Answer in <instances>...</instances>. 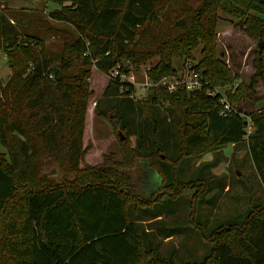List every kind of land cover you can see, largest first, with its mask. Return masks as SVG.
Instances as JSON below:
<instances>
[{"label":"trees","instance_id":"obj_1","mask_svg":"<svg viewBox=\"0 0 264 264\" xmlns=\"http://www.w3.org/2000/svg\"><path fill=\"white\" fill-rule=\"evenodd\" d=\"M50 1L59 7L49 13L50 20L75 34L57 57L44 52L39 34L29 33L28 21L16 17L12 24L0 10V51L10 71L7 80L0 78V147L5 151L0 153V256L2 226L23 237L22 247L6 244L4 255H12L15 264H174L145 246L138 223L161 215L129 216L130 209L157 204L162 177L159 187L145 195L143 170L136 175L135 165L121 170L105 159L79 167L86 154L90 68L105 76L116 66L126 73L130 67L149 68L152 82L186 66L196 70L207 82L200 93L153 88L140 103L131 97L133 86L109 79L102 99H125L124 105L112 106L120 108L121 116L135 107L150 111L166 106L177 113L180 155L207 144L245 143L264 189V107L248 115L236 109L248 98L254 80L247 86L239 82L217 52L222 20L236 22L263 42L264 5L256 0ZM261 54L253 63L254 79L262 81ZM221 87H226L222 94L205 93ZM222 98L234 109L231 113L221 114ZM97 108L98 102L95 114L102 116ZM119 126L127 132L121 119ZM148 129L147 135L138 131L133 152L149 160L163 154L167 144L156 121ZM178 161L180 157L174 163ZM158 169L171 178L164 164L158 163ZM245 218L241 227H220L211 236L201 232L211 250L203 261L185 264H264V200L252 205Z\"/></svg>","mask_w":264,"mask_h":264},{"label":"rangeland","instance_id":"obj_2","mask_svg":"<svg viewBox=\"0 0 264 264\" xmlns=\"http://www.w3.org/2000/svg\"><path fill=\"white\" fill-rule=\"evenodd\" d=\"M58 8L50 0H1L0 3V10L13 19L10 20L12 24L16 17L24 22L28 21L29 33L39 34L42 40L40 46L44 52L54 57L61 55L75 40V34L69 26L54 22L48 17L51 11ZM259 42L261 41L255 34L240 30L236 22L219 21L218 54L239 77V82L247 86L254 80L248 98L235 107L244 115L264 107V79L262 81L254 79L253 62L257 53L261 52L264 75V47L259 51ZM9 75L5 56L0 51V78L5 81ZM107 83L105 75L93 67L90 68L88 87L92 94L87 100L83 135V148L86 149V154L79 167L97 166L105 159H109L107 163L114 164L121 170L135 165V174L142 175V165L148 163L149 169H154L156 174L162 177L161 187L156 191L157 204L138 211L130 209V218L141 220L160 214L162 222L168 223L162 231L170 230L174 233L170 243L160 245L162 257L175 264L203 261L210 252L211 243L201 240L198 231L211 236L220 227L226 228L231 225L241 227L251 206L264 200V189L255 173L246 144L239 146L207 144L200 150L180 155L181 136L174 129L177 113L172 114L166 106L159 109L151 108L150 111L135 107L121 116L120 108L112 110V106L124 105L126 100L118 98L111 101L103 100L102 94ZM225 90L226 87L217 88L220 93H224ZM144 98L145 96L137 95L134 102L142 103ZM97 102V109L102 114L99 117L94 110ZM120 119L128 126L127 132L120 129ZM153 120L161 127L158 133L165 139L167 148L163 150L164 155L152 156L148 160L143 155L138 156L133 149L138 131L142 130L147 135L150 131L148 125ZM119 134L123 140H120ZM3 152L5 151L0 147V153ZM177 157H180V161L174 163ZM158 163L164 164L171 178L166 176L164 178L158 169ZM156 178L154 175L146 178L142 176L146 190L141 192L145 195L154 192L159 187V180ZM12 222L10 220L6 224ZM18 226L15 225L14 229ZM6 229L1 226L3 252L0 262L8 260L7 264H15L12 255H4L9 248L6 244L22 247L21 243L24 242L20 243L19 239L23 237L15 232L10 234ZM190 236L192 237L189 238Z\"/></svg>","mask_w":264,"mask_h":264},{"label":"built area","instance_id":"obj_3","mask_svg":"<svg viewBox=\"0 0 264 264\" xmlns=\"http://www.w3.org/2000/svg\"><path fill=\"white\" fill-rule=\"evenodd\" d=\"M132 67L129 68L128 72H122L120 66L113 68L109 75L106 76L107 79L118 80L122 83H127L133 86L135 92L131 95L132 98H135L137 95L144 96L146 92L153 88H163L169 92H175L178 88H183L187 92H197L200 93L204 90L207 82L202 79L200 74L191 68L186 66L180 70L176 75L163 77L157 82H152L147 73L149 68H142L138 71H133ZM206 95H213L220 93L217 90L206 91ZM222 94V93H221ZM220 103L222 104V115L226 113H231L234 110L225 99H221ZM251 133V124L248 122L246 135L248 136Z\"/></svg>","mask_w":264,"mask_h":264},{"label":"crops","instance_id":"obj_4","mask_svg":"<svg viewBox=\"0 0 264 264\" xmlns=\"http://www.w3.org/2000/svg\"><path fill=\"white\" fill-rule=\"evenodd\" d=\"M145 166L147 167V169ZM141 169L143 170V175H142L143 177L146 178V177H151L154 175L157 177L156 179L159 180V177L156 174V172L153 171L152 169H149L148 163H143ZM145 190L146 189L144 188L143 191L145 192ZM143 194H145V193H143ZM138 223H140V225H141V227L145 233V236H144L145 246L147 248H150V249H155L157 251V253L162 257V253L159 251V249L162 250L160 245L170 243L173 240L172 237L174 236L172 233H170L171 232L170 230L162 231V229L165 228L164 226H167L168 223L162 222V216L157 217L155 219L147 218L144 221H140ZM168 229H171V228H168ZM198 232L201 234V231H198ZM191 237L192 236H190L189 238H191ZM198 237L201 240L207 241L204 238H202V236H200V235ZM189 238H187V239H189ZM207 242H209V241H207ZM209 243H211V242H209ZM211 247H212V243H211ZM162 258H164V257H162ZM164 259H166V258H164ZM167 260H169V259H167ZM169 261H171V260H169ZM197 263H199V262H197Z\"/></svg>","mask_w":264,"mask_h":264},{"label":"water","instance_id":"obj_5","mask_svg":"<svg viewBox=\"0 0 264 264\" xmlns=\"http://www.w3.org/2000/svg\"><path fill=\"white\" fill-rule=\"evenodd\" d=\"M256 1L259 2L260 4L264 5V0H256ZM263 47H264V41L263 42H259L258 43V50L262 51ZM119 136H120V140L124 139L120 134H119Z\"/></svg>","mask_w":264,"mask_h":264}]
</instances>
